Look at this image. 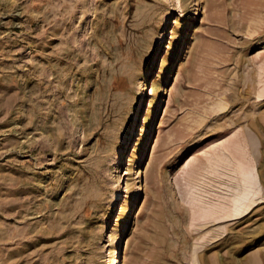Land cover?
Listing matches in <instances>:
<instances>
[{
	"label": "rangeland",
	"instance_id": "1",
	"mask_svg": "<svg viewBox=\"0 0 264 264\" xmlns=\"http://www.w3.org/2000/svg\"><path fill=\"white\" fill-rule=\"evenodd\" d=\"M126 254L264 264V0H0V264Z\"/></svg>",
	"mask_w": 264,
	"mask_h": 264
},
{
	"label": "bare ground",
	"instance_id": "2",
	"mask_svg": "<svg viewBox=\"0 0 264 264\" xmlns=\"http://www.w3.org/2000/svg\"><path fill=\"white\" fill-rule=\"evenodd\" d=\"M260 96H261V95H260ZM255 130H256V129H255ZM249 136H250V137H248V138H250V145H251L250 149L253 150L254 147H255V139H254L255 136H254L253 134H250ZM248 142H249V141H248ZM250 145H249V146H250ZM256 145H257V144H256ZM252 150H251V152H252L251 155L254 157V153H255V152L253 153V151H256V150H253V151H252ZM255 157H256V155H255ZM252 168H253V167H252ZM235 172H236V175H237V176H236L235 179H234V180H235V186H234V189H233V190H234V192H235V196H236V197H235V200H234V203L236 204V206H239V204H240V200H241V198L239 197V192H240L239 187H240L241 179H243V178H242V176H240L241 174H239L238 171H235ZM253 172H254V169H252V173H250L248 176L246 175L247 177H246V179H245L244 182H249L250 179H254V180H255V175H254ZM239 176H240L241 178H240ZM243 180H244V179H243ZM242 195H243V194H242ZM246 197H247V196H246ZM244 198H245V197H244ZM242 214H243V211H242ZM242 214H241L240 212H238V215L235 214V215H233V216H234V217H237V216H240V215H242ZM233 216H232V217H233ZM126 258H127V254H126V256H125L124 264H126ZM113 261H114V260H113Z\"/></svg>",
	"mask_w": 264,
	"mask_h": 264
}]
</instances>
